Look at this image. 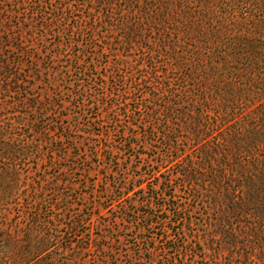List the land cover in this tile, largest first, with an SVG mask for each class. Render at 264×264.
Listing matches in <instances>:
<instances>
[{
  "label": "rangeland",
  "instance_id": "374dc122",
  "mask_svg": "<svg viewBox=\"0 0 264 264\" xmlns=\"http://www.w3.org/2000/svg\"><path fill=\"white\" fill-rule=\"evenodd\" d=\"M146 1L0 0V135L10 140L11 156L30 161L18 192L39 181L40 188L72 193L51 216L53 246L35 259L33 248L15 249L30 256L25 264H96L95 253L109 250L103 219L112 214L100 195L132 175L126 186L138 189L132 185L144 165L166 175L155 145L166 127H176L173 105L190 78L170 23H160ZM174 133H185L183 123ZM80 214L67 244L64 227ZM15 215L13 209L0 224L3 236L19 233ZM191 215L204 264L240 263L243 248L224 236L223 223L214 224L213 209L198 204ZM118 253L117 260L99 256L106 259L99 264H128Z\"/></svg>",
  "mask_w": 264,
  "mask_h": 264
},
{
  "label": "trees",
  "instance_id": "16d2710c",
  "mask_svg": "<svg viewBox=\"0 0 264 264\" xmlns=\"http://www.w3.org/2000/svg\"><path fill=\"white\" fill-rule=\"evenodd\" d=\"M146 2L153 15L161 16L160 23H170L190 80L173 105L176 127H166L155 145L166 175L144 165L147 171L132 185L138 189L126 186L128 180L133 183L132 175L100 195L112 214L103 219L109 250L95 253L96 264L106 261L99 259L104 255L117 260L121 250L128 264H204L198 240L191 238V213L198 204L213 209L214 224L223 223L224 236L234 246L240 243L238 264H264V0ZM180 123L182 135L174 133ZM9 144L0 135V224L14 209L23 226L17 235L0 233V254L8 255L0 259L25 264L30 256L15 249L33 248L39 252L32 254L35 259L53 246L58 230L51 216L55 208L69 205L72 193L40 188L38 181L19 194L26 183L24 178L19 184L20 175L30 161L11 156ZM94 204L85 207L89 216ZM77 216L64 227L67 244L84 217Z\"/></svg>",
  "mask_w": 264,
  "mask_h": 264
}]
</instances>
